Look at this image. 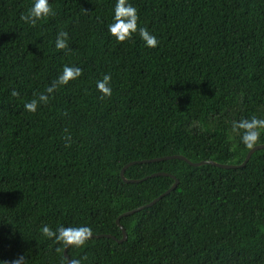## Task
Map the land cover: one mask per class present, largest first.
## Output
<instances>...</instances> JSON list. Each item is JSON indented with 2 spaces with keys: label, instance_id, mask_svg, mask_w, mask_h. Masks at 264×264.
Masks as SVG:
<instances>
[{
  "label": "trees",
  "instance_id": "16d2710c",
  "mask_svg": "<svg viewBox=\"0 0 264 264\" xmlns=\"http://www.w3.org/2000/svg\"><path fill=\"white\" fill-rule=\"evenodd\" d=\"M33 3L0 0V264H264V149L234 169L137 163L241 165L264 145V129L251 148L233 130L264 119V0H128L137 32L124 41L108 32L116 0H49L53 14L30 24ZM66 65L81 75L46 93ZM133 162L125 177L139 183L121 177ZM157 173L176 189L123 216L174 185ZM121 216L126 241L89 238L69 259L41 231L121 239Z\"/></svg>",
  "mask_w": 264,
  "mask_h": 264
},
{
  "label": "clouds",
  "instance_id": "9594fccd",
  "mask_svg": "<svg viewBox=\"0 0 264 264\" xmlns=\"http://www.w3.org/2000/svg\"><path fill=\"white\" fill-rule=\"evenodd\" d=\"M51 12L49 0H34L27 15L22 16V19L30 24H34L42 16L46 17ZM137 10L128 0H116L114 7L113 23L108 25V32L114 36L117 41H124L137 32ZM139 36L145 42L147 47H156L157 38L150 33L146 28H139ZM66 32L58 33L55 47L57 49H65L67 47ZM81 68L75 66H64L61 74L56 81L46 89V93H52L57 85L67 84L69 80L76 79L81 75ZM111 77L105 74L101 80L96 82V87L103 96L111 95L110 86ZM12 96H17L18 93L13 90ZM49 96L45 93H40L38 98L26 102L24 107L27 111L35 112L39 103H47ZM264 129V119L252 117L250 119H243L238 122H233V130H242L240 132L241 142L251 148L259 139L261 132ZM43 235L51 238L55 237L58 241H63L66 245H83L91 236L92 230L88 226L80 227H60L55 232L44 225L41 229ZM7 264V262H5ZM11 264H23V256L14 259ZM71 264H80L79 260H73Z\"/></svg>",
  "mask_w": 264,
  "mask_h": 264
},
{
  "label": "water",
  "instance_id": "95a60500",
  "mask_svg": "<svg viewBox=\"0 0 264 264\" xmlns=\"http://www.w3.org/2000/svg\"><path fill=\"white\" fill-rule=\"evenodd\" d=\"M262 149H264V145H258V146L253 147V148L249 151V153L247 154V157H246L245 161H244L241 165L219 164V163H217V162H215V161H202V162H199V163H193V162H191L190 160H188L187 158H185V157H183V156H170V157L159 158V159H153V160H148V161H141V162H137V163H151V162H157V161L167 160V159H181V160L186 161V162H187L188 164H190L191 166H195V167H198V166H201V165H213V166H216V167H219V168H224V169H234V168H240V167H244V166H246V164L249 162V160H250L251 156L254 154V152H256V151H258V150H262ZM135 163H136V162H133V163H130V164L126 165V166L122 169V171H121V177H122V179H123L125 182H127V183H139V182L142 181V180H128V179H126V177H125V171H126V169H127L129 166H131V165H133V164H135ZM154 176H170V177H172V178L175 179V183H174V185H173L168 191H166L164 194H162L160 197H158L157 199H155V200L152 201L151 203H149V204H147V205H145V206L139 207V208H137V209H135V210L129 211V212L125 213L123 216H129V215H131V214H133V213H135V212H139V211H141V210H143V209H145V208H148V207L153 206L155 203H157V202H158L160 199H162L164 196L168 195L171 191L175 190L176 187H177V185H178V180H177L174 176H172V175H170V174H166V173H157V174H153L151 177H154ZM123 216L119 217L118 220H117V224L119 225V227H120V229H121V232H122V238H121V239H118L117 237L112 236V235H97V236H96V235H93V234H91L90 238H93V237H103V236H105V237H108V238L114 239V240H116V241L119 242V243H122V242L126 241L127 238H128V234H127L126 229L124 228V226L121 225V223H120V219H121ZM68 246H69V245H66V248H65L64 254H65L66 258L69 259L68 255H67V249H68ZM69 264H71L70 259H69Z\"/></svg>",
  "mask_w": 264,
  "mask_h": 264
}]
</instances>
